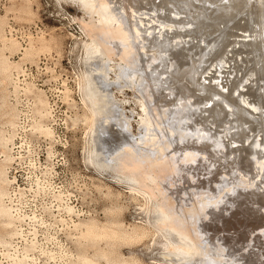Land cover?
<instances>
[{"label":"rangeland","instance_id":"obj_1","mask_svg":"<svg viewBox=\"0 0 264 264\" xmlns=\"http://www.w3.org/2000/svg\"><path fill=\"white\" fill-rule=\"evenodd\" d=\"M113 1L115 5H120L118 7L116 6L117 8L124 6L125 8L137 9L140 6L138 8L139 10L137 9L140 13L154 14L153 17L156 16L162 21H173L175 23H180L181 19L183 20L182 22L188 21V18H190L188 13L192 12L193 14L195 11L198 13L201 12L198 8H201L202 13L206 14L208 10V13H211L210 9L211 11L212 9H216L217 5L222 6L223 3L225 5V3L229 2L228 0H135L139 2V5L134 0H127V2L126 0ZM121 1L125 5H122ZM141 6L143 8L142 10L140 9ZM153 10H155V13L152 12ZM185 10L186 12H184ZM175 11L179 13V15H177V13V16L174 15ZM141 16L144 18L146 16V20H148V15ZM97 19L98 16L96 14L92 13L90 15L85 13L82 9H79L75 0H0V21L2 22L1 27L5 34V39L8 38L12 40L15 38L17 40L13 39L16 44L14 47H10L11 49L9 48L8 39L5 41L0 40V48L8 44V47L6 45V47L4 46L3 53L14 63H12L13 66L16 65L15 62H18L20 66V69L15 72L14 76V82H16L14 84L18 86L17 92H15V88L13 87L14 84L9 85L6 80L0 77L2 82L0 85V101L4 93L8 94L10 104L15 106L19 112V124L13 145L11 146L13 147L11 155H13L14 161L11 163V168L9 167L10 169L8 171L9 178L14 183L12 185L10 183V198H7V203L9 206L11 204L15 214L22 218L16 222L18 234L11 238L12 246L4 248L0 244V260L3 262L2 264H16L14 261L10 260L12 259L11 257L6 258L3 255L4 252L8 251L18 256L29 254L30 257L31 255L33 257H36V255L40 257L38 260L35 258L33 261L30 260L28 264H44L47 259L41 252L55 251L56 256L52 259H48V263L67 264V258L64 256V253L68 249L74 253L71 264H77V252L83 250L84 247L81 245L82 242L77 239V231L74 230L75 225L91 219L100 224L106 223L108 220H119L122 221L126 227L136 225L140 228H147L148 230H146L148 232L142 239L140 238L129 244L120 242L115 245V250L124 257L134 256L143 264H175L173 260H171V257H164V254L167 252L165 249L166 239L162 233L155 231L156 228H154L153 225V218L155 215L152 212V203L147 200V195L142 191L139 192L136 187H132L129 183L118 181L110 175V172H114L113 154L115 156V153H121V150L125 152L130 145H132L131 147L135 146L137 148H133L135 153L138 151V153H143L144 151L143 154L138 155H145L151 152V155H155L156 153L157 156V154H160L159 152H161L164 143L163 145L162 143H158V152L156 148L157 144L155 145V143L164 142L165 140L162 138L164 133L160 132V130V133L157 132L158 126L156 127L157 130H154V132H157V135L160 136L158 138L157 135H155L158 139L154 140L155 138L153 137V141L151 140V136L156 134L154 132L150 135H144L146 130L144 131L140 126L142 123L140 116L144 113L139 103V100L141 101L143 96L140 95L137 90L139 88L137 87L138 85L130 88L126 86L125 79L117 81L119 65L122 63L119 56L111 57L113 60H109L110 62L107 64L112 67V69L108 73L110 85L107 84L105 90L110 93L115 102L120 103L118 106L119 112L117 111V114L121 112L122 117L127 120V123L130 125V131L129 134H125L116 121L109 119L108 122L104 124V131L106 130V132L101 141L103 161L106 164L107 170L99 171L87 161V151L89 148L87 140L89 137L87 135V125L82 121V114L85 109L82 102V92L79 88V80L87 65L84 63V42L88 41V37L84 32L82 24L83 21L88 22ZM220 26L221 28L223 27V25ZM43 40L44 43L49 45L48 50L42 51L39 49ZM30 45H33L34 48L36 47L35 54H26L31 47ZM164 61L166 62H162L161 64L159 62L155 63L153 67L147 69L145 74L154 73L155 76H157L155 78L157 83L154 85L153 83H155V81L152 80L151 82H154L150 83V88H148L152 89L156 94L154 95V102H156V106H154L157 107L155 108L157 109L156 111L161 113L165 108L166 111H170L171 116H174L181 102L186 100L187 95L185 96L184 93L178 94L180 89H175L178 88V84L174 83V86V84H171L170 80H168V82L166 81L164 77H167L166 74L168 72L169 74L174 73L175 66L174 68L172 67L169 70H165L166 66L168 67L169 64L165 65V63H167V58L164 59ZM107 62L108 61H106V63ZM155 68L156 70L153 71ZM203 68L206 69L207 64H204ZM21 71H24V77H19L18 79L21 81H18L16 77ZM224 71L227 72L228 69ZM226 72L221 74L222 76L219 78L220 81L223 79L221 81L222 83L220 82L221 89H227L225 86L227 85L229 75ZM207 73L213 75L214 69L209 67ZM159 74L160 77L163 76V78H160ZM180 82L184 83L185 81ZM27 83H32L37 88L45 91L43 94L48 99L53 114L51 115L52 117H48L49 119L47 118L44 122L49 126L51 124L54 130L53 142L43 135H39L37 132L31 130V124L34 121L32 110L33 102L32 96L24 90V86ZM5 86H7V88H5ZM221 89L219 88V90ZM171 90L174 91L173 94L170 93ZM182 95H184V98ZM179 98H182V101ZM158 109H161V111ZM201 118H204V116ZM221 119L224 120L222 117ZM202 120L203 119L200 120V118L198 120V117L197 119H191L195 124L201 123ZM216 124H218L217 127L215 125L212 127L211 124L206 125L209 128L203 126V133H200V135L206 134L210 137L214 133L219 134V131L222 130V123ZM227 126H229V123H227ZM189 127L192 128V124ZM235 134V131L231 130L230 133L225 135L222 141L224 147H222L221 150L219 149L221 146H218V150L216 146V148L213 147L214 150L211 144H209L210 142L206 140V142L199 146L191 141H187L188 143L186 142L182 145L176 144V146H174L175 149H169V151H178V155L182 157V152L184 153L192 148L191 153L195 152L194 154L197 156L195 160L197 159L198 162L195 161L196 163L194 162L192 166L190 165L188 170L190 169L191 173L197 176L194 175L193 178H189L185 175L180 179L181 176H179V174H176V176L171 174L174 177L168 176V178H170L165 179L163 187L165 194L171 196L176 201L179 211L183 207H188L192 204L193 199L200 197L199 194H204L202 196H204V199L208 200V202L203 199L201 201H204V206L208 207H206V211L204 210L205 213H208V216H206L207 218L204 220V213L201 214V218L198 219L199 227L196 228V231L198 232V230H200L201 232L204 227L202 240L205 246L212 245L214 248L213 245L216 243L218 244L217 246H221H219L221 250H218L219 252L221 251L223 258L224 256H226V258L222 260L223 262L220 260L218 264H221V262L224 264L225 259H230V261L226 262H231V264H258L256 261L259 259L264 260V257H262L264 256V169L261 172V170L257 171V168L254 167L256 173L254 172V168L248 167L249 165L245 161L243 155V149L247 147V144L245 145L243 137H239ZM251 134L253 133H248V135ZM254 135H256V132ZM230 136L232 138L231 140ZM233 136L236 139H233ZM142 138L146 139L143 143L145 141L147 142L145 144L141 143L142 145H140L138 142H141ZM147 138L150 140L148 141ZM232 140L238 143H232L231 145ZM152 142H154V145L151 144L150 146ZM137 143L140 146L137 145ZM138 146L140 148H138ZM145 146L147 151V147H149L150 152L142 149H145ZM178 146H180L179 149ZM151 147H155V149ZM152 149L156 152H153ZM223 149L224 151L221 152ZM188 152L189 154L185 152L186 154H183V156L185 155L187 158L190 155V151ZM163 154L164 152L161 153V156ZM187 154L188 156H186ZM198 154L206 156L202 159ZM185 157L181 159L186 160ZM2 158V152H0V159ZM158 158L156 157V159ZM193 168L195 169L193 170ZM238 173L243 176L242 179ZM177 176L180 178L178 179ZM237 177L240 179L235 180ZM254 177H256V179ZM12 178H15V181ZM223 179H225V182L222 181ZM244 179L246 181H244ZM243 181L244 183L239 185V183ZM236 183L239 187L243 184L245 186L243 185L241 186L242 188H239L235 186L237 185ZM222 185L224 187H222ZM230 185L232 192L229 188ZM227 187L230 189V192L227 190ZM243 187L248 189H243ZM204 190L206 191L203 193ZM208 190L210 191L208 192ZM214 196L216 198H214ZM198 198H196V200ZM212 198H214L212 200L213 203L211 202ZM206 202L212 204L209 205L206 204ZM204 206H200L199 208L203 207L204 209ZM67 207L70 209L69 211H67ZM201 211L203 210L201 209ZM209 218L213 221L211 220L210 222ZM215 218L216 220L219 218L220 222L219 220V223L215 222ZM202 221H204V223H201ZM207 224L212 228L210 229ZM68 230L71 237L74 235L72 238L68 237ZM248 242L250 245H248ZM31 245H34V247L26 249V247ZM88 250L90 249L88 248ZM218 250L216 251L218 252ZM256 252H260L262 256L260 253V256L257 255ZM216 255L220 254L216 253ZM260 263L264 264L263 262ZM99 264L105 263L102 260Z\"/></svg>","mask_w":264,"mask_h":264},{"label":"bare ground","instance_id":"obj_2","mask_svg":"<svg viewBox=\"0 0 264 264\" xmlns=\"http://www.w3.org/2000/svg\"><path fill=\"white\" fill-rule=\"evenodd\" d=\"M122 1V5H125ZM228 1L229 2L225 3V5L224 3L222 6L217 5L216 9H212V11L210 9L211 13H208V10V12L205 11L207 13L204 14L202 13V9L198 8L201 12L198 13L195 11L193 14L192 12H190L191 14L188 13L190 15L188 21L182 22L183 20L181 19L180 23H175L173 21H162L156 16L153 17L154 14L140 13L137 11L140 6L137 9L125 8L124 6L117 8L120 5H115L113 0H75L79 9H82L87 14L91 15L94 13L98 16L97 20H90L88 22L83 21L82 24L84 32L88 37V41L85 40L86 42H84V63L87 64V68L85 66L86 69L84 68L85 71L81 74L79 80V88L82 92V102L85 109L82 114V121L87 125L86 129L89 137L87 140L89 147L88 151L85 149L88 152L87 161L99 171L107 170L106 164L103 161L101 141L106 132V130L104 131V124L108 122L109 119L116 121L125 134H129L130 131V125L127 123V120L122 117L121 112L117 114V111L119 112L118 106L120 103L115 102L110 93L105 90V86L107 84L110 85L108 73L112 69V67L107 64L110 62L109 60L112 59L111 57L119 56L122 63L120 62L121 64L119 65V74H116L117 81L125 79L126 86L130 88L138 85L137 87L139 88L137 89L136 87V89L139 94L143 96H141L143 99L141 101L139 100V103L144 113L140 116L142 120V123L140 121V126L144 131L146 130L144 135L153 134L154 130L158 129L157 132L160 130V132L164 133V135L162 134V138L165 140L164 142L155 143V145L157 144L156 148L158 147V143H162V145L164 143L162 148L159 144L162 150L157 156L156 153L155 155H151L149 147H147V151L146 146L145 149H142L150 153L138 155L143 154L144 151L143 153H138L139 151L135 153L134 149L137 148L135 146V148L131 147L132 145H130L125 152L121 150V153H115V156L113 154L114 172H110V175L118 181L129 183L132 187H136L139 192L142 191L147 195V200L152 203V212L155 215L153 218V225L154 228H156L155 231L162 233L166 239L165 249L167 252L164 254V257H171V260H173L175 264H218V262L224 260L226 256L223 258L221 251L219 252V250H221V248H219L220 245L217 246V243L213 245L214 248L212 245H204V241L202 240L204 227L201 232L200 230H198V232L196 231V228L199 227L198 219L201 218V214L204 213V220L207 218L206 216H208V213L204 212L207 207L204 206V201L208 202V200L204 199V196H202L204 194L201 192L202 195L199 194L200 197H196L198 199L201 198L199 200L200 202L195 198L192 204L188 207H183L180 211L176 205V201L171 196L165 194L163 183L165 179H169L172 175L176 176V174H179L181 178L177 176L178 179H182V176L184 177L185 175L189 178H193L194 175L197 176L194 173L192 174L190 169L188 170V167H190V165L192 166V164L197 161V159L195 160V158H197L194 154L195 152H192L193 154L191 153L192 148L186 149L187 151L185 152L188 154V151H190V155H186L188 156L187 158L185 155L183 156V154H186L185 152H182L181 157L178 155V151H169V149H173L176 144L182 145L187 141L198 144L197 146L209 141L212 148L216 146L217 148H215L218 150V146H221L219 148L221 150V148L224 147L222 141L225 135L230 133L231 130H234L236 133L235 135L243 137L245 145L247 144V147L243 149L244 153H241H243L244 159L249 165L248 167H255L257 171L261 170V172L264 169V0ZM136 3L139 4V2ZM140 9H143L142 6ZM154 11L155 10L152 12ZM176 11L174 15L179 12ZM184 12H186V10ZM188 14L187 16L189 17ZM141 15H148V20H146V16L144 18ZM177 15H179V13H177ZM220 25H223V27L221 28ZM1 26L2 22L0 21V40L5 41L8 38L5 39V34ZM13 39H8L9 48L14 47L16 44ZM4 46L0 48V77L6 80V82H8L7 84L13 85L16 83L14 82L15 72L20 69V66L18 62H15V66L12 65L13 62L3 53ZM30 46L26 54L32 55L36 47L34 48L33 45ZM48 48L49 45L44 43L43 40L39 49L43 51L48 50ZM166 58L167 63H165V65L169 64V66H166V69H164L169 70L172 67L174 68V66L175 68L172 74H169L167 71V77L165 76L164 78H166L167 82L170 80L172 85L174 83L178 84V88H175L176 90L180 89L178 94L184 93L185 96L187 95L184 102L181 100L182 98H179L182 102L179 100L181 104L174 116H171L170 111L167 110V112L165 108L163 112L161 109H158L161 113L156 111V102H154V95L156 94L152 89L148 88H150V83L154 81V85L157 83V80H155L157 76H155L154 73L145 74L147 69L153 67L155 63L159 62L161 64L162 62H166L164 61ZM106 61L108 62L106 63ZM204 64H207L206 69L203 68ZM209 67L214 69L213 75L207 73ZM226 69H228L227 72L224 71ZM155 70L156 68L153 69V71ZM225 72L229 75V78H226L227 85L225 88L227 89H221L220 84L223 79L220 81L219 78H221V74ZM161 77L163 78V76ZM152 80L154 81L151 82ZM180 81L185 82L182 83ZM1 83L0 80V85ZM13 87L15 88V92H17L18 86L14 84ZM5 88H7V86H5ZM219 88L221 90H219ZM24 90L32 96L34 121L31 124V130L37 132L39 135H43L53 142L54 130L51 124L49 126L44 122L48 117H52L51 115L53 114L50 103L43 94L45 91L37 88L32 83H27L24 86ZM170 93L173 94L174 91L171 90ZM183 96L184 95H182V97ZM158 106L160 107V105ZM18 115L19 112L8 100V94L4 93L0 101V152H2L3 157L0 159V244L4 248L12 246L11 238L18 234L16 222L22 219L15 214L10 202V206L7 203V198H10L9 186L14 183L9 178L8 171L11 168V163L14 161V157L11 155L13 148L11 146L13 145L19 124ZM203 116L204 118H201ZM197 117L198 120L200 118V120L203 119L204 121L202 120L201 123L195 124V120L193 123L191 119H197ZM221 117L224 118V120L221 119ZM216 123H222L221 131L216 128L219 134L214 133L210 137L206 134L200 135V133H203V126L211 124L212 127L213 125L217 127L218 124ZM227 123H229V126H227ZM191 124L193 126L192 128H195L196 131L189 127ZM157 126L158 128L156 129ZM157 132H154L156 134L151 136L152 141L154 138V140H156L160 137L157 135ZM208 132L210 134L209 130ZM250 132L253 134L248 135ZM255 132L256 135H254ZM155 135H157L158 138H156ZM231 139L230 136V140ZM233 139L236 138L233 136ZM144 140L146 139L142 138L141 142L138 143L140 145L145 144L147 141L143 143ZM236 142L237 141L232 140L231 145L232 143L236 144ZM138 143L137 145H139ZM153 143L154 142L150 143V146ZM139 146L138 148H140ZM179 147L180 146H178V149ZM151 148L155 149V147ZM158 151L159 149L157 152ZM223 151L224 149L221 152ZM153 152L156 151L153 150ZM162 152H164V154L161 156ZM203 155L198 154L199 157L201 156V158L204 159L206 155ZM156 157L159 158L156 159ZM180 157H185L186 160H182ZM194 169L195 168H193V170ZM254 172H256V169ZM168 176L170 177L168 178ZM240 177L241 179L243 178L242 175H240ZM254 178L256 179V177ZM12 179L15 181V178ZM237 179L240 178L237 177L235 180ZM222 181L225 182V179ZM244 181L246 180L244 179ZM244 181L239 183V185L244 183ZM235 186L239 187L238 184ZM222 187L224 186L222 185ZM247 187L249 188L248 185ZM248 188L243 187V189ZM230 189L227 187L228 191ZM205 191L206 190H204L203 193ZM209 191L210 190H208V192ZM214 198L216 197L214 196ZM214 198L211 199L212 203ZM202 199L204 201H201ZM207 202L206 204H209ZM200 206H204L205 208H199ZM67 209V211L70 210L68 207ZM201 209L203 211H201ZM209 219L211 222L212 219ZM218 220L215 222L219 223L220 220L219 222ZM201 223H204V221ZM209 224L207 225L209 226ZM211 228L212 227H210V229ZM146 229L136 225L126 227L125 224L119 220H108L103 224L93 219L82 221L75 225L74 229L77 231V239L82 242L81 245L84 247L83 250L77 252L76 263L99 264V262L103 260L105 264H143L134 256L124 257L122 254L118 253L115 250V245L120 242L129 244L140 238L142 239L148 232V229ZM68 237H71L69 230ZM248 245H250V243ZM33 247L34 245H31L26 247V249ZM88 248L90 250H88ZM213 249L219 250L218 252L215 250V252ZM216 253L221 256L216 255ZM256 253L259 255L260 252ZM41 254L47 259L44 264H49L48 259H52L56 256L55 251H42ZM3 255L6 258L11 257L12 259L10 260L14 261L16 264H28L30 260L33 261L34 258L37 260L40 258L37 255L36 257L32 255L30 257L29 254L18 256L9 253V251L4 252ZM260 255L262 256L261 253ZM64 256L67 258V264H71L74 258L73 251L70 249L66 250ZM260 260L262 259L258 261ZM226 261L228 262L230 259H225V262ZM258 261H256L258 264H261L260 262L264 263V260ZM227 262L226 264H231V262ZM2 263L3 262L0 260V264Z\"/></svg>","mask_w":264,"mask_h":264},{"label":"built area","instance_id":"obj_3","mask_svg":"<svg viewBox=\"0 0 264 264\" xmlns=\"http://www.w3.org/2000/svg\"><path fill=\"white\" fill-rule=\"evenodd\" d=\"M23 74H24V71H23V72L21 71V72H19V73L17 74V77H16V78H17L18 81H21L20 79H18L19 77H24Z\"/></svg>","mask_w":264,"mask_h":264}]
</instances>
